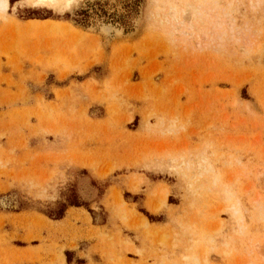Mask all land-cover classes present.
<instances>
[{
	"label": "rangeland",
	"instance_id": "obj_1",
	"mask_svg": "<svg viewBox=\"0 0 264 264\" xmlns=\"http://www.w3.org/2000/svg\"><path fill=\"white\" fill-rule=\"evenodd\" d=\"M8 2L0 264H264V0Z\"/></svg>",
	"mask_w": 264,
	"mask_h": 264
},
{
	"label": "bare ground",
	"instance_id": "obj_2",
	"mask_svg": "<svg viewBox=\"0 0 264 264\" xmlns=\"http://www.w3.org/2000/svg\"><path fill=\"white\" fill-rule=\"evenodd\" d=\"M159 0H154V2H158ZM78 2V0H32V3L36 6H65V7H69L71 8L72 5L74 6V3ZM81 3V2H79ZM79 3H76L79 5ZM75 4V5H76ZM71 6V7H70ZM9 7V2L8 0H0V12H6V10ZM78 7V6H76ZM73 8V7H72ZM187 8L188 11L191 13V15L194 18H199V19H203L202 18V13L198 10L197 7L192 6L191 4H187ZM64 9V8H63ZM67 10V9H65ZM188 11H185V13H187ZM175 12H171V19L173 20H178L177 17H175ZM169 15V16H170ZM101 31L102 33L109 37V38H115L118 36H122V29L120 27H117L115 25H113V23H109V24H102L101 25ZM164 200V199H163ZM162 200V201H163Z\"/></svg>",
	"mask_w": 264,
	"mask_h": 264
},
{
	"label": "crops",
	"instance_id": "obj_3",
	"mask_svg": "<svg viewBox=\"0 0 264 264\" xmlns=\"http://www.w3.org/2000/svg\"><path fill=\"white\" fill-rule=\"evenodd\" d=\"M103 118V116H101V117H98V119H102ZM7 126V125H6ZM10 128H11V130H13L14 129V127H13V124H10ZM31 143L33 144V143H35V140H31ZM5 144H6V142H5ZM7 144L9 145L10 144V141H7ZM80 209L79 207H69V209H68V211L70 210V209ZM67 211V212H68Z\"/></svg>",
	"mask_w": 264,
	"mask_h": 264
}]
</instances>
